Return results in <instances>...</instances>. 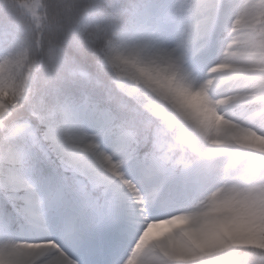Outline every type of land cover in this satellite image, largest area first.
I'll use <instances>...</instances> for the list:
<instances>
[{"label": "snow or ice", "instance_id": "snow-or-ice-1", "mask_svg": "<svg viewBox=\"0 0 264 264\" xmlns=\"http://www.w3.org/2000/svg\"><path fill=\"white\" fill-rule=\"evenodd\" d=\"M0 264H264V0H0Z\"/></svg>", "mask_w": 264, "mask_h": 264}, {"label": "bare ground", "instance_id": "bare-ground-1", "mask_svg": "<svg viewBox=\"0 0 264 264\" xmlns=\"http://www.w3.org/2000/svg\"><path fill=\"white\" fill-rule=\"evenodd\" d=\"M166 227H167V225H158V226H156V228H154V230L156 232H158V231L164 230Z\"/></svg>", "mask_w": 264, "mask_h": 264}, {"label": "rangeland", "instance_id": "rangeland-1", "mask_svg": "<svg viewBox=\"0 0 264 264\" xmlns=\"http://www.w3.org/2000/svg\"><path fill=\"white\" fill-rule=\"evenodd\" d=\"M155 232H156V231L153 229V230H152V233H150V235L153 234V233H155Z\"/></svg>", "mask_w": 264, "mask_h": 264}]
</instances>
